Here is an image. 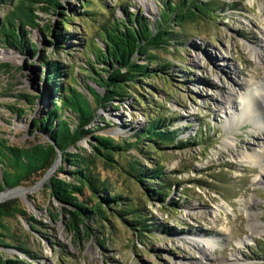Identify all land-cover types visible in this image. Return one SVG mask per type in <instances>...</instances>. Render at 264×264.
Masks as SVG:
<instances>
[{
	"label": "rangeland",
	"instance_id": "obj_1",
	"mask_svg": "<svg viewBox=\"0 0 264 264\" xmlns=\"http://www.w3.org/2000/svg\"><path fill=\"white\" fill-rule=\"evenodd\" d=\"M63 1L64 9L82 10L78 0ZM102 2L113 9L115 16L123 15V5L128 11L142 12L152 20L159 13L158 0ZM214 2L220 6L215 13L182 26L175 25L174 29L181 33V46L157 52L160 60L168 61L167 74L165 79L144 80L148 83L146 92L142 91L144 104L135 103L132 99L135 97L124 98L121 105L117 103L118 108L100 109L91 123L92 127L103 126L101 118H109L112 123L101 133L131 137L129 129L143 126L153 115L166 118L168 129L179 132L177 140L167 146L149 143L141 149H130L126 157L120 159L124 166L129 160L144 167H153L159 162L164 167L165 180L170 183L164 201L147 192L146 187H155L153 182L140 185L123 170H101V175L111 180V189L148 217V222L154 225L152 231L140 235L128 229L120 218L107 215L108 220L101 219L102 236H80L79 239L66 229L62 206L45 188L54 169L45 180L44 176L36 177L35 182L29 180L14 188L30 190L0 199V203L16 199L36 220L44 222L48 230H32L21 216L7 219L10 231L18 235L34 258L1 246L0 250L7 256H18L31 264H197L201 261L200 254L191 238H199L200 246H205L204 239L215 237L219 241L212 251L215 258L212 264L262 262L264 173L261 177L259 174L264 157L254 163L241 157L264 147V134H260L255 119L240 125L235 120L228 121L218 102L226 98L227 91H232V99L241 110V97L246 93L243 84L248 82L251 87L264 76L253 50L263 39L264 0ZM8 7L9 4L0 8V23ZM92 9L93 18L74 17L65 28L67 34L74 35H68L66 52L45 51V35L39 28L27 32V39L40 47L36 56L0 44V138L10 145L29 146L48 138L36 132L32 122L49 108V100L38 96L33 101L37 104L31 105L26 100L17 101L18 94L46 92L40 82L43 67L39 57L42 55L60 61L82 80L83 74L78 70L85 60L84 38L96 37V26L104 16L96 3ZM36 13L39 25L50 18L56 26L61 19V16ZM178 47L181 49L177 50ZM138 61L146 63L144 59ZM199 136H202L200 142ZM177 141L185 143L186 147H178ZM77 144L90 149L86 140ZM70 151L77 150L71 148ZM1 175L0 170V178ZM64 175L59 173L58 177ZM6 190L1 191L0 196Z\"/></svg>",
	"mask_w": 264,
	"mask_h": 264
},
{
	"label": "trees",
	"instance_id": "obj_2",
	"mask_svg": "<svg viewBox=\"0 0 264 264\" xmlns=\"http://www.w3.org/2000/svg\"><path fill=\"white\" fill-rule=\"evenodd\" d=\"M214 1L158 0L159 13L152 20L143 16L142 12L128 11L124 5L123 15L115 16L113 9L102 0H78L81 11L64 9L63 0H0V8L9 4L0 23V44L22 53L27 51L32 56L37 55L40 47L27 39L28 29L42 30L45 35V51L56 54L67 50L65 44L70 34H67L65 28L71 25L74 17L93 18V3L99 6L104 15L96 26V37H82L85 60L78 70L83 74L82 80L73 75L68 66L42 55L39 57L43 67L40 82H43L46 92L41 95L26 92L18 94L17 101L26 100L31 105L36 104L33 101L38 96L49 100V108L32 122L33 128L48 138L42 143L29 146L10 145L6 139L0 138V192L8 188L0 199L30 190L14 188L44 176L58 158L60 150L59 166L53 169L54 173L48 178L45 188L51 198L62 206L68 231L79 239L97 234L102 236L104 226L101 219L108 220L109 215L120 218L128 229L140 235L145 234L143 232L150 233L154 225L148 222V217L140 209L124 202L122 194L111 189V180L102 176L101 170H123L124 174L140 185L153 182L155 187H146L147 192L164 201L170 183L165 180L164 167L159 162H155L153 167H144L129 160L127 166H124L120 159L126 157L130 149H141L149 143L167 146L177 140L179 132L168 129L166 118L153 115L143 126L131 127V137L101 133L112 123L109 118H101L103 126L97 124L92 127L91 123L98 117L100 109L118 108L117 103L121 105L124 98L135 97L132 98L135 103L144 104L145 94L142 91L146 92L145 86L148 84L144 80L159 77L165 79L167 74L168 61L160 60L157 52L181 46V33L174 29L175 25L182 26L215 13L220 6ZM37 11L49 16H61V19L56 26L52 25L50 18L39 25ZM139 59L146 60V63L141 64ZM8 106L23 112L15 106ZM201 139L202 136H199L198 141ZM80 140H86L90 149L78 146ZM177 145L180 148L186 147L180 141H177ZM71 148L77 151H70ZM146 158L155 160L152 157ZM59 173L65 175L58 177ZM18 216L26 220L32 230L48 231L44 222L36 220L16 199L2 202L0 247L17 249L27 257L34 258L33 253L24 247V242L18 239V235L10 231L6 222ZM15 257L10 258L5 251L0 250V264H31ZM261 258L262 262L258 264H264V257Z\"/></svg>",
	"mask_w": 264,
	"mask_h": 264
},
{
	"label": "bare ground",
	"instance_id": "obj_3",
	"mask_svg": "<svg viewBox=\"0 0 264 264\" xmlns=\"http://www.w3.org/2000/svg\"><path fill=\"white\" fill-rule=\"evenodd\" d=\"M250 1L253 2L254 0ZM262 36L263 39L261 43L258 44L256 47L253 46V50L256 55V61L258 65H260L264 69V34ZM248 87H250L248 82L243 84L242 86V89H245L246 93L244 94V96L241 97L243 103V108L241 110L238 108L239 104L233 101L234 99H232V91L226 92V98L221 99L218 102V107L224 108V115L227 120L229 118L228 121L231 120L233 122V120H235L237 121L238 125H240V123L243 124L246 120L255 119V124L261 131L260 134H264V132H262L264 131V76L262 77V79H259L258 81L252 83L249 89ZM263 157L264 147H261L257 151L244 153L243 157L241 158L248 159L251 163H254L256 161L258 162ZM260 168L262 172L259 174V177H261L260 175L264 173V162H261ZM191 241L192 243H194V246L198 249V252L200 254L199 257L201 261L198 260L197 264L214 263L215 258L213 257L214 255L212 251L216 247L215 242L219 241L218 238L210 237L208 239H204L205 246H200L199 238H191Z\"/></svg>",
	"mask_w": 264,
	"mask_h": 264
},
{
	"label": "water",
	"instance_id": "obj_4",
	"mask_svg": "<svg viewBox=\"0 0 264 264\" xmlns=\"http://www.w3.org/2000/svg\"><path fill=\"white\" fill-rule=\"evenodd\" d=\"M36 104H37V103H36ZM36 132H39V131H36ZM46 139H47V138H46ZM60 160H61V151L59 150V152H58V158L54 161L53 165L50 166V168L47 170V172H46L45 175H44L43 180L46 179V177L48 176L49 171H50L51 169L53 170L54 168H56V167L59 165ZM5 189H8V188H5Z\"/></svg>",
	"mask_w": 264,
	"mask_h": 264
}]
</instances>
